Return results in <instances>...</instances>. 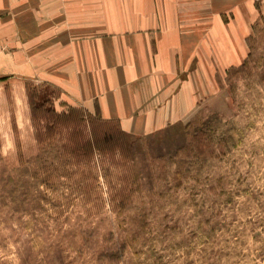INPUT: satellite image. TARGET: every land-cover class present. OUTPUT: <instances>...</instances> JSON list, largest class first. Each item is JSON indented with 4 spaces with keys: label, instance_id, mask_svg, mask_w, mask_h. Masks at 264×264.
<instances>
[{
    "label": "rangeland",
    "instance_id": "obj_1",
    "mask_svg": "<svg viewBox=\"0 0 264 264\" xmlns=\"http://www.w3.org/2000/svg\"><path fill=\"white\" fill-rule=\"evenodd\" d=\"M250 1L242 62L145 135L56 111L55 86L3 69L0 264H264V0Z\"/></svg>",
    "mask_w": 264,
    "mask_h": 264
},
{
    "label": "crops",
    "instance_id": "obj_2",
    "mask_svg": "<svg viewBox=\"0 0 264 264\" xmlns=\"http://www.w3.org/2000/svg\"><path fill=\"white\" fill-rule=\"evenodd\" d=\"M253 1V0H252ZM250 0H0V77L39 79L126 134L182 119L239 64ZM249 7V6H248Z\"/></svg>",
    "mask_w": 264,
    "mask_h": 264
},
{
    "label": "trees",
    "instance_id": "obj_3",
    "mask_svg": "<svg viewBox=\"0 0 264 264\" xmlns=\"http://www.w3.org/2000/svg\"><path fill=\"white\" fill-rule=\"evenodd\" d=\"M43 106H44V103H41L39 106H36V104L35 103H33L31 100H30V107H31V110H32V112L33 111H35L36 109H38V108H43ZM196 107L197 106H195L192 110H190V112L182 119V121H184V120H186V119H188L190 116H191V114L196 110ZM53 114H55V116H57V117H61V116H66V114L64 113V112H60V113H56V112H54V110L53 111H51ZM68 115V114H67ZM106 123H113V122H107V121H105ZM118 130H119V133L121 132V133H124L123 131H121L120 129H119V127H118ZM126 134V133H125ZM38 136V135H37ZM116 136V135H115ZM113 139H114V136L113 135H111V134H104L99 140H95L94 142H91V141H88L87 142V145L89 146V147H91V148H93V149H95V148H99V146H100V143H102V144H105V143H107V142H113Z\"/></svg>",
    "mask_w": 264,
    "mask_h": 264
}]
</instances>
